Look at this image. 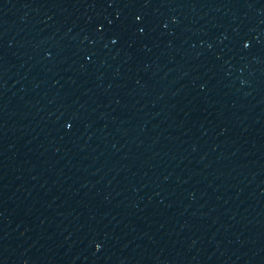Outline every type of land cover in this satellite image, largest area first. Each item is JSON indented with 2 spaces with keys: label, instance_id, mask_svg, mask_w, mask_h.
Masks as SVG:
<instances>
[{
  "label": "water",
  "instance_id": "obj_1",
  "mask_svg": "<svg viewBox=\"0 0 264 264\" xmlns=\"http://www.w3.org/2000/svg\"><path fill=\"white\" fill-rule=\"evenodd\" d=\"M0 264H264V0H0Z\"/></svg>",
  "mask_w": 264,
  "mask_h": 264
},
{
  "label": "snow or ice",
  "instance_id": "obj_2",
  "mask_svg": "<svg viewBox=\"0 0 264 264\" xmlns=\"http://www.w3.org/2000/svg\"><path fill=\"white\" fill-rule=\"evenodd\" d=\"M139 19H140V17L138 16V17H137V20H139ZM113 43H116V41H115V40H113ZM245 47H248V45H247V44H245ZM68 127H69V128H71V127H72V125H71V124H69V125H68ZM99 247H100V245H97V248H99Z\"/></svg>",
  "mask_w": 264,
  "mask_h": 264
}]
</instances>
